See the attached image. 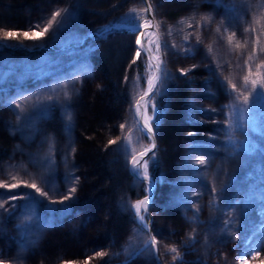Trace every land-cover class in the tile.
Listing matches in <instances>:
<instances>
[{
  "label": "trees",
  "instance_id": "16d2710c",
  "mask_svg": "<svg viewBox=\"0 0 264 264\" xmlns=\"http://www.w3.org/2000/svg\"><path fill=\"white\" fill-rule=\"evenodd\" d=\"M10 1L7 7L12 8L11 12L4 10L0 13V40H10L7 33L11 30L27 31L42 27L56 10L69 3L68 0ZM150 1L158 19V6L155 0ZM160 1L175 4L174 7L183 9L182 12L187 11L188 7L210 8V5L213 12L223 10V15H232L238 20L248 13L245 4L249 2L228 0V6L226 0ZM50 3H53L52 8L49 7ZM46 4V10L39 8ZM103 7L107 9V6ZM32 8L35 10L32 11ZM182 12L175 17L184 18ZM209 28L207 17L194 18L188 34L174 49L185 58L200 59L199 64L204 68L174 74L165 58L163 81L147 103L149 114H152L151 104L154 100L159 109L156 120L151 122L158 149L145 163L150 162L149 173L158 184L151 211L154 216L153 230L165 264H236L235 255L226 253V240L229 237L224 220L216 213L217 208L208 207L207 210L201 206L206 189L210 192L212 189L199 179V171L190 166L192 156L202 154L210 157L212 153L211 147L207 146L210 142L199 137V114L202 111L196 107L200 97L197 86L203 85L208 89V84L219 73V66L211 60L215 57L213 46L205 39ZM99 32L95 31L88 39L98 38ZM106 33V38L112 39L121 32L113 29ZM161 37L166 48V38L163 34ZM172 38L176 46L175 35ZM6 47L16 54L46 49L40 46L31 49L17 44ZM180 61L177 58V62ZM147 63V58L142 55L136 65L143 69ZM106 68L96 55L88 53L31 84L0 88V174L8 167L14 173L35 177L42 183L47 181L48 186H42L47 193L69 197L62 204L58 201L53 208H47L38 201L33 218L20 221L22 229L20 225L16 230L11 220L12 214H8L0 225V249L11 260L20 259L21 264H117L130 259L148 241L146 231L136 222L132 206L150 188L129 173L131 157L151 145L133 113L135 102L146 89L140 93L131 92L128 85L119 89ZM199 77L203 78V82L196 81ZM61 80H67L69 86L75 88L70 101L74 116L66 123L61 121L57 130H52L55 128L51 124L52 119L44 117L42 121L46 122L44 127L51 130L60 142L55 156L56 165L68 167L65 175L54 176L51 168L42 163L41 157L37 156L36 164L28 159L33 156L34 141L47 140L52 137L47 135L50 132H33L26 141L23 138L28 131L23 132L22 129L26 128L24 112L31 93L48 82ZM167 86H170L169 93ZM117 90H120V94L116 93ZM203 96L217 100L212 93ZM85 103L91 105L92 117L88 120V129L80 124L81 107ZM43 112L42 115L46 116L45 110ZM121 125L124 127L121 128ZM172 137L177 139V147L171 150L169 143ZM113 140L115 144L109 143ZM62 141H66V144L63 145ZM140 170L143 172L141 166ZM199 185L206 186V189L204 193L196 194L194 186ZM234 187L227 186L224 191L233 193ZM214 204L218 206L217 201ZM146 218L148 220V216ZM98 252L105 255L99 256ZM127 264H157L152 247L143 250Z\"/></svg>",
  "mask_w": 264,
  "mask_h": 264
},
{
  "label": "rangeland",
  "instance_id": "374dc122",
  "mask_svg": "<svg viewBox=\"0 0 264 264\" xmlns=\"http://www.w3.org/2000/svg\"><path fill=\"white\" fill-rule=\"evenodd\" d=\"M240 1H249L248 5L245 4L248 13L238 20L232 15H223V10L213 12L210 5L208 6L210 8L188 7L182 15L184 18L179 19L180 16L176 18L175 15L183 9H177L174 7L175 4L155 0L158 6V19L156 17L155 19L161 42L152 32V44L157 55L161 49L164 60L167 58L169 62L168 68L174 74L204 68L199 64L200 59L194 61L185 58L182 53L174 52V49L178 48L179 43H182L181 39L188 34L194 18L207 17L211 28L205 39L213 46L215 57L211 60L219 66L217 67L219 73L214 81L208 84L210 89L203 85L197 86L200 97H198L199 105L196 107L202 111L199 114L201 118L199 137L210 142L207 146L211 147L212 153L209 154L210 157L202 154L192 156L190 166L199 171V179L207 183L212 192L203 185L194 186V190L197 191L196 194H201L206 189V194L201 199V206L206 207L207 210L208 207L217 208L216 213H219L224 220L227 227L226 234L229 237L228 241L226 240L227 244L225 243L226 253L235 255L236 264H264V134L261 131L264 128V101L257 99L260 85L264 84V0ZM68 2L62 10L54 12V14L60 13L55 20L53 16L42 27L27 31L11 30L14 35L8 36L10 40H0V88L21 83L31 84L74 59L90 53L96 55L105 64L108 68L106 69L111 72L113 83L118 84L119 89L128 85L133 93L147 90L148 82L155 73V67L149 61L145 68L137 67L135 32L129 29L131 25L149 21L143 1L138 3L135 0H68ZM226 2L229 6V1ZM10 4V0H0V13L4 10L10 13L12 8L7 7ZM103 6H107V9L105 10ZM40 7L46 10L48 6L46 4ZM34 10L32 8V11ZM50 22L52 27L43 37L37 36L35 39L31 37L33 31L42 32ZM113 29L121 33L117 37L107 39L106 32ZM95 31H100L99 37L88 39ZM25 32H28L29 36L26 37ZM162 34L166 38V48L163 46ZM172 35L176 37L178 43L176 46ZM16 44L31 49L36 46L46 49L33 51L30 54H16L6 47ZM177 58L181 61L177 62ZM224 65L226 67H223ZM245 77L248 79L245 80ZM202 79L199 77L196 81L201 83ZM252 80H256L257 83L253 85ZM67 82V80L51 81L42 87H37L31 93L24 112L27 122L26 128L22 130L28 131L24 140L28 141V137L33 132L46 133L48 130L44 127L46 122H42L44 117L52 119L51 124L53 128L55 127L52 130H57L61 121L66 123V120L69 121L74 116L70 101L76 91ZM224 82L228 84L225 85ZM233 84L236 85V90H232ZM169 89L170 86H167V93ZM117 91L116 93L120 94V90ZM211 93L217 96V100L203 96ZM90 106L89 103H85L81 107L80 124L84 129L90 127L88 123L92 117ZM151 106L153 111L152 114L148 113V116L153 122L159 109L155 100ZM44 110L46 116L42 115ZM207 111L212 113H204ZM253 119L257 130L255 132L250 130L246 137L238 125L250 124ZM47 135L52 137L47 136V140L43 138L34 141L33 156L28 158L29 162L35 163L37 156L41 157L42 163L51 168L50 171L54 176L65 175L68 167L56 165L55 156L60 148V142L52 132ZM246 139L251 141L252 146V151L248 153L240 150L242 142ZM229 140L237 142V148H233V145L228 143ZM62 142L63 145L66 144V141ZM176 142L177 139L172 137L169 143L171 150L177 147ZM147 158L140 166L143 172L149 173L150 162H146L147 168L144 167ZM200 160H204L205 163L201 165ZM5 168L0 174V225L8 214H12L11 220L18 230L19 226L23 225L22 222L20 223L21 220L33 218L38 201L47 208L56 207L58 201L61 204L64 202V197H58L44 190L42 186H48L47 181L42 183L35 177L14 173L10 168ZM48 177L51 180L50 175ZM32 184H35L40 191L32 188ZM13 185L16 187H12ZM227 186H235L236 189H233V193H229L224 191ZM215 201L218 203L217 207ZM133 207L134 205L132 209ZM146 217L145 215V219ZM10 258L3 249H0L2 264L12 262L21 264L20 259Z\"/></svg>",
  "mask_w": 264,
  "mask_h": 264
},
{
  "label": "water",
  "instance_id": "95a60500",
  "mask_svg": "<svg viewBox=\"0 0 264 264\" xmlns=\"http://www.w3.org/2000/svg\"><path fill=\"white\" fill-rule=\"evenodd\" d=\"M144 5L146 6V11H147V16L149 19V25L151 27L148 28L149 31L154 32L159 39V42H161V38L159 37V32L157 29V25H156V19H155V14L152 8V5L150 3L149 0H142ZM129 29H133V28H129ZM135 29H139V26L135 27ZM151 54L153 55V53L151 52ZM159 59H157V61L154 63L155 66V77H156V82L154 83L155 87L153 92L147 96L144 100H140V97L138 98L135 106H134V115L136 118V121L138 122V124L140 125V127L142 128V130L145 131L146 135L148 136L149 140L151 141V145L150 147L146 148L145 150L141 151V152H145L148 149H152L151 151L148 152L147 156H140L141 152L136 153L135 155H133V157L131 158L130 164H129V173L138 181H141L143 183H146L149 186V191L148 193L143 196L141 198L140 201L144 200L146 201L144 204L141 205L140 207V212L137 213L135 211V219L136 222L146 231L147 235H148V241L128 260L122 262V263H117V264H127L131 259L136 258L143 250H145L146 248H148L147 246L150 244L151 241H153V239L156 241V243L154 245H152V251H153V256L154 259L156 261L157 264H165L160 256V252H159V244L158 241L156 239L154 230H153V215L151 213V204L154 200L156 191H157V187L158 184L157 182L154 180V178L146 172H140L139 171V166L140 164L147 158L149 157L151 154L155 153L158 149V143H157V136L156 133L154 132V128L152 133H148L147 131V127L144 125V117L148 116V112H147V103L148 100L153 96V94L156 92V90L158 89L159 85L161 84L163 77H164V58H163V54L162 51L160 49V53L159 55H157ZM148 90H146L147 92ZM145 92V93H146ZM144 93V94H145ZM143 94V95H144ZM137 103L140 104V108L137 109L136 105ZM151 125V123H150ZM152 126V125H151ZM155 144V148H152V145ZM133 158H135L137 160V163L135 165L132 164V160ZM144 213L145 215L149 216L148 221H142L140 219L141 214Z\"/></svg>",
  "mask_w": 264,
  "mask_h": 264
},
{
  "label": "snow or ice",
  "instance_id": "6c2138e0",
  "mask_svg": "<svg viewBox=\"0 0 264 264\" xmlns=\"http://www.w3.org/2000/svg\"><path fill=\"white\" fill-rule=\"evenodd\" d=\"M58 16H60V13H59V12H56V13L54 14L53 20H55V17H58ZM51 27H52V23L50 22L46 27L43 28V31H42V32H36V31H33V32L31 33V37H32L33 39H35L37 36L43 37L46 33H48V31H49V29H50ZM61 27H62V26H61ZM141 27H142L143 29H148V28L151 27V26L147 23V21H145V23H144ZM7 35H8V36H12V35H14V34L11 33V32H9V33H7ZM24 35L27 37V36H29V33H28V32H25ZM144 35H145L144 31H140V32L138 33V37H137V39L135 40V44H136L137 46H144V40H143ZM157 47H159V45H157ZM135 55H136L137 58H139V57L141 56V52H140L139 50H137L136 53H135ZM157 59H159V58H157ZM182 74H186V73H182ZM154 79H155V78H154ZM247 79H248V77H245V80H247ZM251 83H252L253 85H255V84L257 83V81H256V80H252ZM154 87H155V85H154V83H153V80H150V81L148 82V91H147L144 95H142V96L140 97V100H144L147 96H149V95L153 92ZM232 88L235 89V88H236V85L233 84V85H232ZM257 99L260 100V101H264V84H261V85H260V91L257 92ZM136 107H137V109H139V108H140V104L137 103ZM149 120H150V117H144V125L147 127V131H148V133H152L153 128H152V126L149 124ZM120 127L123 128L124 126L121 125ZM238 127H239L240 131H241L246 137H247V135H248V133H249L250 130L253 131V132H255V131L257 130V125H256V122H255L254 119H253V121H252L250 124H243V123H241V124L238 125ZM261 131H262V134H264V128H262ZM109 143H111V144H115L116 141L113 140V141H110ZM228 143H231V144L233 145V148H237V142H233V141L229 140ZM152 148H153V149L155 148V144L152 145ZM151 150H152V149H148V150L145 151V152H141V153H140V156H141V157H143V156H147V155H148V152L151 151ZM240 150H242V151L245 152V153H248V152L252 151L251 141L248 140V139H246L244 142H242V145L240 146ZM136 163H137V160H136L135 158H133V160H132V164L135 165ZM199 163H200L201 165H203V164L205 163V161H204V160H200ZM147 166H148L147 163H145V164H144V167L147 168ZM12 187H16V185H13ZM31 187L34 188V189H36V191H40V190L36 187L35 184H32ZM72 191L74 192V191H75V188H73ZM13 198H14V197H13ZM64 199L67 200V199H69V197H68V196H65ZM145 202H146V201H144V200L137 202V204L135 205V209H136V212H137V213L140 212V207H141V205L144 204ZM141 220H143V217H141ZM20 227H23V225H21ZM155 243H156V241L153 239V241H151L150 244H149L147 247H151V246L154 245ZM172 251L175 252L176 249L173 248ZM97 255H99V256H103V255H105V253H103V252H98Z\"/></svg>",
  "mask_w": 264,
  "mask_h": 264
},
{
  "label": "bare ground",
  "instance_id": "6f19581e",
  "mask_svg": "<svg viewBox=\"0 0 264 264\" xmlns=\"http://www.w3.org/2000/svg\"><path fill=\"white\" fill-rule=\"evenodd\" d=\"M50 5L51 6H49L50 8H52L53 7V3H50ZM152 5V4H151ZM62 10V9H61ZM183 11V10H182ZM181 11V12H182ZM185 13V11L184 12H182V14H184ZM145 22H143V23H141V24H134V25H131L129 28H133L132 29V31H134L135 32V40L137 39V37H138V33L140 32V31H144V33H145V35H144V37H143V40H144V46H137L136 44H135V53H136V51L137 50H139L140 52H141V56L142 55H145V57L147 58V60L154 66V63L157 61V59L156 58H158V56H157V53L155 52V50H154V47H153V44H152V32L151 31H149L148 29H143L141 26L144 24ZM147 23L149 24V21H147ZM137 26H139V29H135V27H137ZM110 31V30H109ZM154 33V32H153ZM93 34V33H92ZM154 35L155 36H157L155 33H154ZM151 52L153 53V55L151 54ZM165 61V60H164ZM164 64H165V62H164ZM155 67V66H154ZM155 78V79H154ZM164 78V77H163ZM150 80H153V83H155L156 82V77H155V73L151 76V79ZM163 81V80H162ZM147 90H148V88H147ZM138 100V99H137ZM137 102V101H136ZM136 102H135V104H136ZM135 104H134V106H135ZM133 111H134V108H133ZM134 113V112H133ZM135 116V115H134ZM147 117H149V116H147ZM136 119V118H135ZM138 123V122H137ZM151 123V121L149 120V124ZM139 125V124H138ZM140 126V125H139ZM144 131V130H143ZM145 132V131H144ZM154 132H155V130H154ZM146 134V133H145ZM158 143V142H157ZM148 148V147H147ZM146 149V148H145ZM145 149H143V150H145ZM143 150H141V151H143ZM140 151V152H141ZM135 155V154H134ZM133 157V156H132ZM131 157V158H132ZM130 161H131V159H130ZM129 164H130V162H129ZM139 171L141 172V170H140V166H139ZM137 180V179H136ZM146 184V183H145ZM141 200V198L139 199V200H136L135 202H134V207H133V209H134V211H136V209H135V205L137 204V202H139ZM151 206H152V204H151ZM150 210H151V208H150ZM151 213H152V211H151ZM152 215H153V213H152ZM146 216H148V215H146ZM141 217H143V220L142 221H148L147 219H145V215H144V213H142L141 214V216H140V219H141ZM154 217V216H153ZM148 219H149V217H148ZM149 239V238H148Z\"/></svg>",
  "mask_w": 264,
  "mask_h": 264
}]
</instances>
